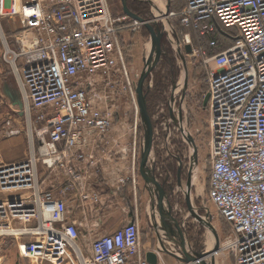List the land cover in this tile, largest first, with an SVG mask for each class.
Wrapping results in <instances>:
<instances>
[{
    "label": "built area",
    "instance_id": "built-area-1",
    "mask_svg": "<svg viewBox=\"0 0 264 264\" xmlns=\"http://www.w3.org/2000/svg\"><path fill=\"white\" fill-rule=\"evenodd\" d=\"M184 1L169 17L206 42L188 54L204 61L209 94L211 175L203 201L230 227L220 252L233 264H264V0ZM152 21L115 17L109 0H0L1 58L19 88L29 147L26 158L0 162V240L30 237L23 257L37 264H150L138 204L113 232L95 236L92 226L82 241L64 196L99 206L103 193L88 184L101 174L136 190L141 126L123 38ZM180 41L192 44L191 35ZM124 102L134 106L128 128L127 113L119 116Z\"/></svg>",
    "mask_w": 264,
    "mask_h": 264
},
{
    "label": "rangeland",
    "instance_id": "rangeland-1",
    "mask_svg": "<svg viewBox=\"0 0 264 264\" xmlns=\"http://www.w3.org/2000/svg\"><path fill=\"white\" fill-rule=\"evenodd\" d=\"M144 1H146L149 6V13L147 19L153 20L151 24L159 25V27L164 31V34L161 38L160 50L157 57V61L145 81L147 105L154 124V157H156V159L160 161V165L164 170H157L158 172L164 174L162 177V181H160V179L156 177L158 183L157 186H160L161 182H167L172 183L173 190L176 188L180 189L176 182V170L178 165L177 156H181L183 159H185L186 164L191 157L189 140L181 123V121H183L185 125L188 126L189 131L195 140L197 148L198 167L193 177L191 194L193 204L198 209V212L203 216V223L195 218L194 213H191L187 206L184 210L183 205L181 206L175 204L173 208L174 211L172 212L177 211L178 213H180V210L181 214L185 216V224L189 228V235L192 236L190 239L193 242L192 244L189 241V244L193 246L197 244L199 251L207 253L213 252L217 245L218 239L220 243V248L217 252L219 253L216 252L212 255L205 257L204 260L206 264H213V258L214 264H233L234 257L232 255H229L227 252H220L223 243L225 242L226 236L230 232V227L219 214L218 210L216 209L213 203L206 199V202L203 201V197H205V194L208 190V184L211 175V166L208 162L210 141L209 113L207 107H204V94L207 88L206 65L204 61H202L200 56L186 54L185 58L188 67V80L187 83L184 84L183 62L177 50L176 34L173 31L175 30L177 32V29L175 27L177 20L176 18L169 17V13L171 11L179 12L180 9L177 8L183 7L184 0ZM117 2H119V12L114 13L111 8L112 13L115 17L126 14L124 11V7L122 6V0H117ZM168 2L170 3L169 11L168 13H165L167 10ZM7 21L8 20H3L2 22V25L6 31H8ZM123 45L129 68L137 88V83L144 69L145 62L149 58L152 50V39L150 30L146 26H143L141 29L135 32L125 34L123 38ZM170 49L174 51V54L170 53ZM1 54L2 44L0 41V63L6 76H8V78H10L11 81L16 84L10 67L6 62L2 60ZM162 64H167L168 69H170L169 71L173 69V72L171 73V77L167 79L168 81L166 91L163 94L159 95L157 91V75L161 70ZM125 102L120 108L119 116H124L127 113L129 120L126 126L128 128L131 124L132 118H134V106L133 104H126ZM173 113H175V116H173ZM17 125L20 126V134L23 135L24 139L26 140L27 133L25 129L24 120H22L21 124ZM127 134L129 135V133ZM141 135L142 130L138 141V182L140 183L141 188H144L145 193L148 195L149 188L141 174ZM25 156L27 157V155ZM157 167H159V165H157ZM167 177H169L168 180L165 179ZM182 188L181 190L185 193L186 185ZM161 197L162 199H160ZM161 197L158 196L157 201L162 202L163 204V195H161ZM182 197L184 198L185 194H183ZM143 198V200H145L147 196H144ZM143 225L144 230H147L143 233V238L146 241L148 235L151 234L152 225L149 223V221L148 223L145 222ZM178 230H181L182 233H184L181 227L179 226ZM159 231L161 232V234L164 233V230H162L161 228L157 231V233H159ZM184 235L187 237V233H184ZM3 247H6V244H3ZM4 253L6 254V252ZM85 255L88 258L91 257L92 254L90 249L85 251ZM73 259L75 260V256L73 257ZM69 263L74 264L72 260H70Z\"/></svg>",
    "mask_w": 264,
    "mask_h": 264
},
{
    "label": "crops",
    "instance_id": "crops-1",
    "mask_svg": "<svg viewBox=\"0 0 264 264\" xmlns=\"http://www.w3.org/2000/svg\"><path fill=\"white\" fill-rule=\"evenodd\" d=\"M129 34V33H127ZM14 76V75H13ZM15 79V77H14ZM16 81V80H15ZM21 99L19 88L16 84L6 76L2 65L0 63V162L1 163H13L24 159L28 154L29 147L28 139L19 132L16 135L9 136L7 131L9 128H15L20 130L22 120H24L19 106L17 104L18 99ZM15 112L13 113L12 112ZM13 119V120H11ZM10 121V125L7 122ZM25 122V120H24ZM16 124V126H15ZM26 129V128H25ZM125 142L130 141V138H124ZM114 169V164L110 165V170ZM114 176V175H113ZM113 177L110 175H103L89 180L90 186L102 191V204L96 206L94 204H83L74 194L71 192L65 197L70 210V217L76 220L81 230V239L86 241L90 237V229L93 226V235H101L110 233L116 230L118 227L126 223L131 218V211L138 204L139 199H144L147 194L144 188H141L138 182L136 190L133 185L128 182L123 186L114 184ZM57 197L63 196L60 189L55 191ZM98 208V209H97ZM140 210V209H139ZM94 222H100L96 225ZM28 224H34L35 219L30 216ZM93 223V224H92ZM92 224V225H91ZM19 225V224H17ZM162 229V228H161ZM163 230V229H162ZM147 231V230H145ZM164 232V231H163ZM163 238V243L166 248H171L174 243L180 245V242L174 238H166L165 232L158 233ZM159 235L156 242L153 241L152 234L148 235V238L144 239L145 247L147 250L156 251L157 246L161 247L159 242ZM181 236V235H180ZM165 237V239H164ZM182 237V236H181ZM30 240V237H13L5 236L0 240V264H36L33 260H30L21 255V245L24 242ZM176 241V242H175ZM6 244V247H3ZM6 252V254L4 253ZM158 264H184L179 257L175 254L158 253ZM162 260V261H161Z\"/></svg>",
    "mask_w": 264,
    "mask_h": 264
},
{
    "label": "water",
    "instance_id": "water-1",
    "mask_svg": "<svg viewBox=\"0 0 264 264\" xmlns=\"http://www.w3.org/2000/svg\"><path fill=\"white\" fill-rule=\"evenodd\" d=\"M124 11L129 16L141 20L142 18L138 16L136 13L132 12L127 4V0H122ZM170 3L167 4V10L165 13H168L169 11ZM146 27L151 32V39H152V50L149 58L145 62L144 69L140 75L139 81L137 83V99L138 104L140 107V126L142 130L141 140V174L150 190V205H154L155 199L160 196L157 191V178L155 174V161L156 157H154V124L152 121L151 114L148 109L147 105V95L145 93V81L152 71V68L154 67L157 57L160 50V44H161V38L164 34V31L159 27V25H153L151 23H147ZM176 34V46L178 53L181 57V60L183 62L184 67V84L187 83L188 80V67L185 55L192 53L193 48L192 44L188 43L185 44L183 47L181 46L180 38L175 30H173ZM209 100V94H207L204 98V107L207 106ZM19 109L21 110V114H23V103L21 99H18L17 102ZM173 116H175V113H173ZM177 117V116H176ZM183 128L187 134L189 145L191 147V172L195 175V172L198 167V159H197V148L196 143L191 135L189 128L183 121H181ZM153 160H152V158ZM194 177V176H193ZM180 181V178H179ZM192 185H193V178H190L187 182L186 186V194H187V202L188 207L191 213H194V216L196 219H198L200 222L203 223V216L198 212V209L193 204L192 199ZM161 197V196H160ZM162 199V197L160 198ZM155 207V205H154ZM164 231H166L165 228L162 227ZM157 235H159L157 233ZM182 237H181V236ZM180 235H176L179 239H181L180 245H177L174 243V246L172 245L171 248H166L163 243V238L159 235V242L161 244L160 246H157L156 251L148 250L146 252V259L150 264H158L159 261V254L158 253H165V254H175L176 256H180L179 259L184 264H206L204 258L216 253L220 248V243L217 239V245L215 247V250L213 252L207 253L203 251H194L189 244L188 238L182 233L180 230ZM165 239V237H164ZM175 239V238H174ZM177 241V240H176ZM175 241V242H176ZM213 264H214V258H213Z\"/></svg>",
    "mask_w": 264,
    "mask_h": 264
},
{
    "label": "flooded vegetation",
    "instance_id": "flooded-vegetation-1",
    "mask_svg": "<svg viewBox=\"0 0 264 264\" xmlns=\"http://www.w3.org/2000/svg\"><path fill=\"white\" fill-rule=\"evenodd\" d=\"M191 150V147H190ZM191 155V154H190ZM198 156V154H197ZM178 157V165H177V184L180 187V189H174L172 187V183H167V182H161L160 186H157V191L159 195H163V204L162 202H158L157 198L154 201V205H150V190L148 191L147 198L145 200L139 199L138 201V208L140 209V218H141V223L142 225L149 221V223L152 225L151 228V234L153 241L156 242L158 237H157V231L160 228H165L166 231V238H175L178 242L181 241L176 235H180V230H178V226L181 227L183 232L186 234L187 233V238L190 243L193 244L191 241V235H189V228L185 224V216L181 214V211L179 210L180 213L172 212L174 211V205H183L184 210L186 209V206L188 207V202H187V194L186 192L184 193L181 188L183 186H187V182L189 181L190 178H193L194 174L191 172V157L189 161L183 159L181 156ZM198 159V157H197ZM159 165V167H157ZM163 168L160 165V161L156 159L155 161V174L156 177L160 179V181L163 180V173L158 172ZM157 171V172H156ZM169 177L165 178L168 180ZM180 178V181H179ZM174 182V181H173ZM183 189V188H182ZM185 194V197L183 198L182 195ZM189 208V207H188ZM181 209V208H180ZM159 214V215H158ZM159 218V219H158ZM184 221V223H183ZM144 226V225H143ZM183 233V234H184ZM193 240V239H192ZM192 249L194 251H199L197 244L196 245H191Z\"/></svg>",
    "mask_w": 264,
    "mask_h": 264
},
{
    "label": "trees",
    "instance_id": "trees-1",
    "mask_svg": "<svg viewBox=\"0 0 264 264\" xmlns=\"http://www.w3.org/2000/svg\"><path fill=\"white\" fill-rule=\"evenodd\" d=\"M109 3L111 5V8H112L114 13L119 12L118 11L119 2H117V0H109ZM127 3H128V7L130 8L131 11L138 14L143 19H147L148 13H149L148 12L149 6H148L146 1H144V0H128ZM180 3H181V1H180ZM180 3H179V5H180ZM184 3H185V1H184ZM122 6H123V4H122ZM182 8L179 7L177 9L182 10ZM176 20L177 21H176L175 27H176L177 33L181 39H183L185 34L189 33L191 35V38H192V45L197 46V47H203L206 45V42H205L203 36L200 34V32L197 29L193 28L192 26H184L179 18ZM7 29H8L9 33H12L10 25H8ZM217 36H219L220 38H223L222 35L218 34ZM169 51L171 54H174V51L172 49H170ZM169 70L170 69H168L167 64L161 65V70L159 71V73L157 75V91H158L159 95L163 94L166 91L167 81H168L167 79H169L171 77V73L173 72V69H171V71H169ZM207 92H208V85H207L204 96L207 94ZM140 133H141V129L139 130V136H140Z\"/></svg>",
    "mask_w": 264,
    "mask_h": 264
},
{
    "label": "bare ground",
    "instance_id": "bare-ground-1",
    "mask_svg": "<svg viewBox=\"0 0 264 264\" xmlns=\"http://www.w3.org/2000/svg\"><path fill=\"white\" fill-rule=\"evenodd\" d=\"M159 5H160V4H159ZM69 262H70V260H68V261L66 262V264H70Z\"/></svg>",
    "mask_w": 264,
    "mask_h": 264
}]
</instances>
